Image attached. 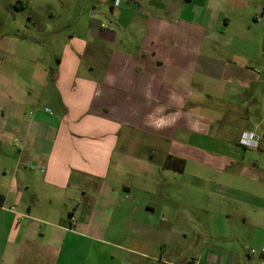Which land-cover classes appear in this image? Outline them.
I'll list each match as a JSON object with an SVG mask.
<instances>
[{"label": "crops", "instance_id": "obj_1", "mask_svg": "<svg viewBox=\"0 0 264 264\" xmlns=\"http://www.w3.org/2000/svg\"><path fill=\"white\" fill-rule=\"evenodd\" d=\"M101 2L51 81L34 70L0 106V264H248L218 241L242 235L264 264V169L252 186L208 179L255 168L242 139L264 135L236 101L256 89L264 106V0ZM189 168L174 188L154 175Z\"/></svg>", "mask_w": 264, "mask_h": 264}, {"label": "rangeland", "instance_id": "obj_2", "mask_svg": "<svg viewBox=\"0 0 264 264\" xmlns=\"http://www.w3.org/2000/svg\"><path fill=\"white\" fill-rule=\"evenodd\" d=\"M100 2L101 0H0V106L2 109L9 105L11 97L14 98L13 88L18 86L22 88L29 84V80L35 83V79L32 78L34 70L37 73L45 70V74H48V79L51 81L52 72L57 65L56 55L61 52L63 44L70 34L73 32L81 35L85 34L83 24L85 20L90 18L93 5H100L97 10H101L103 6H106L108 10L110 9L108 4L102 5V2ZM40 39L42 41L41 47L35 52L36 44L39 43L38 40ZM50 92L46 91V98H50ZM244 96L245 94L241 97L243 105L238 101L236 103L242 106V109L243 106L247 109L245 114L247 125L251 124L263 136L264 106L248 101L251 98L260 99L262 94L259 90L252 89L250 93ZM44 102L47 103L48 100ZM223 103L224 101L221 102V104ZM30 106L34 107L32 104ZM240 112L242 113L243 110L239 109L235 112L238 120H242L243 117L238 116ZM8 115V111L5 116L0 111V122H3L4 117L6 118ZM222 119L228 120L227 117ZM259 122H263V125H258ZM229 125L233 126L232 123ZM16 137L18 136L15 134L13 139ZM259 144L260 146L257 148L251 147L245 150L244 165L253 164L255 168L243 169L242 165L236 164L239 167L237 170L235 168L224 172L213 170L212 174H208L209 181H231L239 183V185L249 184L252 186L253 181L250 177L254 178L256 172L264 169V136ZM155 151L154 161L157 163L158 159H161V152L157 148ZM190 164L196 166V169H200V163L196 160L191 159ZM172 170L170 175H162L163 173L160 175L159 172L154 175L156 178H160L161 182L172 183L173 188L177 183L191 179L190 171L192 169L190 168L181 173ZM238 171H241V173ZM201 200L204 201L205 199ZM230 203L228 205L220 204V209H231V212H233L232 206L235 207L236 204ZM186 209L185 207L183 212H187ZM229 220L232 222L239 221V217L237 215L230 216ZM218 241L220 245L228 244L236 250H238L237 246L244 248L245 261L252 264L250 258L253 254L248 255L245 251L254 248V246L243 235L239 238H226ZM173 258L182 261V256L179 253L173 254ZM155 264L160 263L156 262Z\"/></svg>", "mask_w": 264, "mask_h": 264}, {"label": "built area", "instance_id": "obj_3", "mask_svg": "<svg viewBox=\"0 0 264 264\" xmlns=\"http://www.w3.org/2000/svg\"><path fill=\"white\" fill-rule=\"evenodd\" d=\"M116 4H119V0H116ZM258 140H259V138L253 134L251 136L245 135V137H243V139H242V143L245 144L246 146H249V147H255L258 144ZM260 251H261V253L264 254V244L261 247ZM252 252L254 253L255 250H252Z\"/></svg>", "mask_w": 264, "mask_h": 264}, {"label": "trees", "instance_id": "obj_4", "mask_svg": "<svg viewBox=\"0 0 264 264\" xmlns=\"http://www.w3.org/2000/svg\"><path fill=\"white\" fill-rule=\"evenodd\" d=\"M167 165L178 170H183L184 160L181 158L170 157V159L167 162ZM3 200H4V195L0 193V204L3 202Z\"/></svg>", "mask_w": 264, "mask_h": 264}]
</instances>
